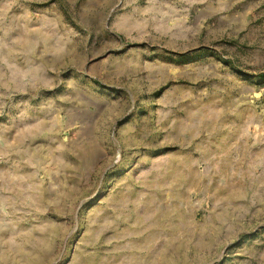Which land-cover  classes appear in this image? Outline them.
Instances as JSON below:
<instances>
[{"label": "rangeland", "instance_id": "374dc122", "mask_svg": "<svg viewBox=\"0 0 264 264\" xmlns=\"http://www.w3.org/2000/svg\"><path fill=\"white\" fill-rule=\"evenodd\" d=\"M0 264H264V0H0Z\"/></svg>", "mask_w": 264, "mask_h": 264}]
</instances>
